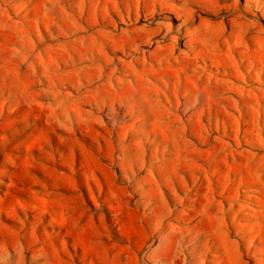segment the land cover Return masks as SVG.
<instances>
[{
  "label": "rangeland",
  "instance_id": "rangeland-1",
  "mask_svg": "<svg viewBox=\"0 0 264 264\" xmlns=\"http://www.w3.org/2000/svg\"><path fill=\"white\" fill-rule=\"evenodd\" d=\"M0 264H264V0H0Z\"/></svg>",
  "mask_w": 264,
  "mask_h": 264
}]
</instances>
